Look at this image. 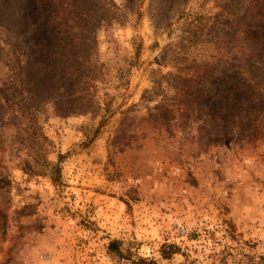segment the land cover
Masks as SVG:
<instances>
[{
  "label": "rangeland",
  "instance_id": "1",
  "mask_svg": "<svg viewBox=\"0 0 264 264\" xmlns=\"http://www.w3.org/2000/svg\"><path fill=\"white\" fill-rule=\"evenodd\" d=\"M142 261L264 264V0H0V264Z\"/></svg>",
  "mask_w": 264,
  "mask_h": 264
},
{
  "label": "trees",
  "instance_id": "2",
  "mask_svg": "<svg viewBox=\"0 0 264 264\" xmlns=\"http://www.w3.org/2000/svg\"><path fill=\"white\" fill-rule=\"evenodd\" d=\"M111 244H112V243H111ZM111 244H110V245H111ZM142 263L144 264L145 262H144V261H142Z\"/></svg>",
  "mask_w": 264,
  "mask_h": 264
}]
</instances>
